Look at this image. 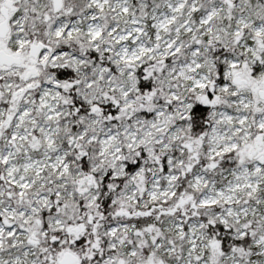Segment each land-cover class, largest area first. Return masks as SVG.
<instances>
[{
  "label": "snow or ice",
  "instance_id": "1",
  "mask_svg": "<svg viewBox=\"0 0 264 264\" xmlns=\"http://www.w3.org/2000/svg\"><path fill=\"white\" fill-rule=\"evenodd\" d=\"M0 264H264V0H0Z\"/></svg>",
  "mask_w": 264,
  "mask_h": 264
}]
</instances>
